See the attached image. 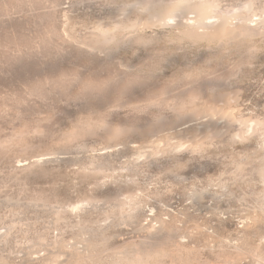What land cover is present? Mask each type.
I'll use <instances>...</instances> for the list:
<instances>
[{"label": "rangeland", "instance_id": "obj_1", "mask_svg": "<svg viewBox=\"0 0 264 264\" xmlns=\"http://www.w3.org/2000/svg\"><path fill=\"white\" fill-rule=\"evenodd\" d=\"M0 264H264V0H0Z\"/></svg>", "mask_w": 264, "mask_h": 264}, {"label": "bare ground", "instance_id": "obj_2", "mask_svg": "<svg viewBox=\"0 0 264 264\" xmlns=\"http://www.w3.org/2000/svg\"><path fill=\"white\" fill-rule=\"evenodd\" d=\"M157 16V15H156ZM158 16H161V14H159ZM223 20V19H222ZM221 22V21H220ZM219 24H221V25H219V27H218V31H217V34L218 35H225V34H227V33H229V32H233V31H231L230 29L231 28H229V25H228V23H227V21H222L221 23H219ZM199 124H205L203 121H201Z\"/></svg>", "mask_w": 264, "mask_h": 264}]
</instances>
